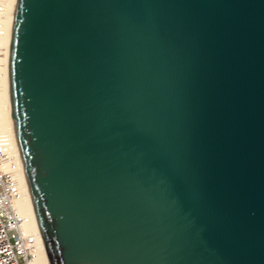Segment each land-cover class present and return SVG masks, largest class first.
Segmentation results:
<instances>
[{
	"label": "water",
	"instance_id": "1",
	"mask_svg": "<svg viewBox=\"0 0 264 264\" xmlns=\"http://www.w3.org/2000/svg\"><path fill=\"white\" fill-rule=\"evenodd\" d=\"M7 100L47 264H264V0H14Z\"/></svg>",
	"mask_w": 264,
	"mask_h": 264
},
{
	"label": "built area",
	"instance_id": "2",
	"mask_svg": "<svg viewBox=\"0 0 264 264\" xmlns=\"http://www.w3.org/2000/svg\"><path fill=\"white\" fill-rule=\"evenodd\" d=\"M6 4L0 0V41L6 34ZM13 138L12 127L0 128V264H43L42 254L47 264L36 225L28 227L29 218L19 208L28 194Z\"/></svg>",
	"mask_w": 264,
	"mask_h": 264
},
{
	"label": "bare ground",
	"instance_id": "3",
	"mask_svg": "<svg viewBox=\"0 0 264 264\" xmlns=\"http://www.w3.org/2000/svg\"><path fill=\"white\" fill-rule=\"evenodd\" d=\"M12 3H14V0H7V9H6V23H5V36L2 38L1 45L3 47V50L0 52L1 58H0V114H2V121H1V126L0 128L6 129L7 127L10 128L11 131V120H10V115L8 114L9 111V106H8V100H7V82H6V50H7V38H8V31H9V26H10V18H11V12H12ZM25 181V180H24ZM30 202L28 199V196L24 197L22 203L19 205V208L21 209L22 212H24L28 216V221H30L28 227H33L35 225L34 220H33V214L31 211V207H29ZM41 261H43V264H45L43 260V254Z\"/></svg>",
	"mask_w": 264,
	"mask_h": 264
},
{
	"label": "rangeland",
	"instance_id": "4",
	"mask_svg": "<svg viewBox=\"0 0 264 264\" xmlns=\"http://www.w3.org/2000/svg\"><path fill=\"white\" fill-rule=\"evenodd\" d=\"M2 56H0V58H1Z\"/></svg>",
	"mask_w": 264,
	"mask_h": 264
}]
</instances>
